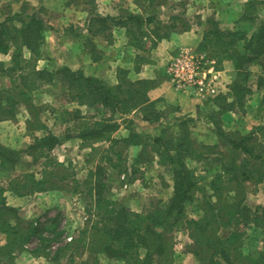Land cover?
Segmentation results:
<instances>
[{"label": "trees", "instance_id": "1", "mask_svg": "<svg viewBox=\"0 0 264 264\" xmlns=\"http://www.w3.org/2000/svg\"><path fill=\"white\" fill-rule=\"evenodd\" d=\"M156 1L136 0L146 8L162 5ZM86 2L90 16L84 44L94 61L101 59L98 37L112 42L113 27H125L130 45L139 50L145 49L144 39L150 36L148 29L155 37L152 42L155 47L178 28L182 31L191 28L184 13L172 15L171 23L162 24L155 14L146 18L126 11L119 18L102 16L96 10L95 0ZM263 4V0H247L233 30L221 28L213 18L207 20L208 29L200 51L215 59L219 67L224 61L230 62L236 71L229 92L207 102L211 107L200 111L197 118L211 125L209 131L216 137L214 144L199 143L194 137L196 118L182 116L163 123L167 119L166 111L149 98L155 82L133 83L129 72L120 70L119 84L112 87L100 78L87 76L83 70L75 71L67 66L39 69V62L46 54L45 20L25 9L0 19V57L11 56L9 62L0 58V77L9 79L13 86L11 90L0 89V123L16 120L22 105L32 109L33 95L40 88L60 81L69 102L97 112L91 116H83L81 110L74 112L84 121L77 135L84 147L99 142L110 143L111 149L120 144L126 148L141 147L134 171H138L137 165L150 163L154 156L168 169L174 182L173 195L166 205L134 212L125 203L111 199L106 193L108 182L95 178L89 183L95 212L88 220V228L80 231L82 238L60 246L64 231L58 216L44 223L27 221L19 209L7 205L6 199L7 192L26 197L64 189L67 178L58 173L64 165L52 156L61 144L60 138L42 126L39 131H45L44 134L32 136L33 142L26 149H12L0 142V173L8 180L0 187V233L7 237L6 244L0 246V257L13 261L17 253L36 242L31 254L56 264L64 259L70 264H102L101 257L124 264H173L176 235L185 231L191 240L189 252L198 264H264V250L257 253L244 250L246 229L255 227L264 231V206L249 205L246 188L247 183H264V124L242 133L227 130L223 119L229 112L247 114L253 76L258 79L257 88L264 89V21L259 19V6ZM254 66L259 67V75L251 70ZM261 107L264 110V99ZM106 113L111 118H105ZM133 113L148 125H158L157 133L147 128L138 130L136 121L128 118ZM117 116L133 125L127 128L130 134L126 138L113 137L121 127L112 120ZM116 155L122 156L119 152ZM106 159L113 163L111 157ZM192 162L204 165L210 178L208 184L199 181L196 169L191 168ZM33 167L40 170H32ZM95 176L100 177V173ZM195 202L198 217L190 218L188 208ZM75 248L87 250L84 260H78L71 252Z\"/></svg>", "mask_w": 264, "mask_h": 264}, {"label": "rangeland", "instance_id": "2", "mask_svg": "<svg viewBox=\"0 0 264 264\" xmlns=\"http://www.w3.org/2000/svg\"><path fill=\"white\" fill-rule=\"evenodd\" d=\"M70 1L80 2L82 0ZM160 2L165 6L164 12L165 14L167 13L165 15L166 17H168L175 8L177 12L186 13L184 17L186 16L192 23H199L204 30L208 29L207 20L209 18H215L220 23L221 28L225 30H233L237 28V22L240 18L239 14L243 12L247 0H204V4L202 3V5L197 3L194 5L192 0L156 1V3ZM37 3H42V1H24L21 8L25 9L27 13L33 14L36 13L34 5ZM145 4L148 6L147 3ZM155 6L151 8H155V10L158 9L159 11V8ZM259 10V19L264 21V4L259 6ZM48 13L49 12H45V14L42 15L38 12L41 16L36 14L40 18L46 20L45 24L47 29L53 26L50 23L54 24V28L59 27L60 25H57L58 19L65 14L62 12H52L50 16ZM7 14L13 13L8 12ZM241 25L246 26L243 23ZM241 25L240 27H242ZM59 29L63 32L61 27ZM70 31L71 33H75L74 29ZM203 53L207 54L206 52ZM207 55L209 56V54ZM0 58L5 62H9L11 56L2 55ZM60 59V64L66 63L63 57ZM225 63H227V61H224L223 64ZM257 80V77L254 76L251 78L250 84L253 92L254 88L256 89L257 87ZM12 88V82L9 79L0 77V89L11 90ZM65 96L66 90L60 81H56L54 85L40 88L33 95L32 109L30 108L29 110V106L22 105L16 118V121H18V117L24 115L31 121V125L27 126L25 142L21 139L18 142L10 140L11 143L21 146L22 149H26L29 145L27 142L30 141V132H37L43 135L45 131H39L42 126H46L53 134L55 132V135L61 140V144L53 151L52 156L58 161H60V159L66 161L63 164L64 166L59 167L58 173L60 177L66 176L67 178L63 186L65 185V189L69 192L68 199L66 201L64 200V203H61L60 206L51 208V210H48L47 207H42L37 208L36 211L31 209V213L29 212L30 210H28L29 213L26 211V214H28L27 216L37 222H44L48 211L52 212V216L59 217L60 228L64 231L60 246L74 242L76 238H82L80 231L88 228V220L95 212V206H93L94 196L92 198V196L89 195V189L92 188V185L89 183L94 182L95 178H101L108 182L109 187L106 193L111 199L125 203L126 206L134 212H143L152 207H162L166 205L173 195L174 188L171 173L165 166L160 164L159 158L157 157L152 156L150 163L137 165L139 169L135 172L133 169L135 164L133 161V152L123 144L114 146V148L111 149L112 145L107 142L91 143V145H87L83 148L87 149V151L83 153L81 147L83 143L76 137L79 132V127L84 121L81 119L79 120L74 112L75 110H81L83 116H91L97 112L85 106L80 107L77 103L69 102ZM261 103L262 99L258 94L249 96L247 106V113L249 114H247V116L244 114L240 117L239 121L235 123L229 120L224 121L226 129L248 133L253 127L264 124V110L261 107ZM169 112L177 114L178 111L176 108H170ZM104 116L105 118H111V115L107 113ZM112 120L121 124L120 129L113 134V137L117 139L124 138L123 135L126 134L127 128L132 124L128 120L124 121L125 118L119 116L112 118ZM16 129L18 128L16 127ZM138 130L142 131L143 129L139 127ZM193 133L199 143L214 144L216 142V137L213 132H210L209 128L203 124L196 123L193 127ZM78 140L81 141L79 144L67 148V144L73 143V141L78 142ZM116 152L122 155L121 158L117 157ZM108 157L113 159L112 164L106 159ZM43 160L42 162H44ZM24 162L21 164L22 166ZM190 165L191 168L196 169L199 181L203 185L208 184L210 178L204 170V165L196 162H192ZM99 167L104 168V170H100L99 172ZM31 169L40 170L39 167H33ZM98 173H100V177L95 176ZM66 182L68 183L66 184ZM246 188L248 204L251 206H264V183L260 185L247 183ZM198 198H202L201 193L198 194ZM197 202L191 204L188 208L190 218L198 217L196 213V209L198 208ZM88 210L91 212L89 213ZM44 216L46 217L43 218ZM246 232L247 235L244 241L245 252L257 253L263 251L264 231H262L261 228L250 227L246 229ZM70 237L74 240L72 239V241H69L68 239ZM35 246L36 242L33 244V247ZM190 246L191 240L187 232L182 231L176 235V253L173 264H198L194 256L189 252ZM86 251L87 250L84 248H81L79 251H77L76 248L71 250V252H74L75 256L77 255L78 260H84L86 258L87 254L84 255ZM23 261L24 260H22V262ZM101 262L102 264H124L121 261L111 260L105 257H101ZM49 264L56 263L50 262ZM61 264L70 263L67 259H64Z\"/></svg>", "mask_w": 264, "mask_h": 264}, {"label": "crops", "instance_id": "3", "mask_svg": "<svg viewBox=\"0 0 264 264\" xmlns=\"http://www.w3.org/2000/svg\"><path fill=\"white\" fill-rule=\"evenodd\" d=\"M24 1L30 0H0V19H3L8 15V12L13 14L20 13ZM41 1L42 3L34 5V10L37 14L39 12L43 15L45 12H49L48 14L51 16L52 12H62L65 15H62L61 18L58 19L59 21L57 22V25H60L59 27L54 28V24L50 23L53 26L49 27L46 31L47 51L45 50L46 54L39 62V69L67 66L75 71L83 70L87 76L100 78L112 87L119 84L120 70L128 71L129 79L133 81V83L138 81L155 82V86L149 91V98L151 101L159 102L158 107L161 110L166 111L167 119L166 121H163V123L182 116L193 117L197 120L200 111H205L208 106L211 107V105H207V102L217 97H205L193 92H180L174 87L168 74L170 62L179 55L181 50L192 49L200 52V45L203 41V36L206 30H204L199 23H192L191 20L187 18L191 25L189 30L182 31L178 28L177 31L172 33L170 38L162 39L155 47L152 44L155 37L148 29L147 33L150 36L145 37L144 39V50H139L130 45L127 29L125 27H113L112 42L106 41L103 37H98L97 44L98 50L101 52V59L94 61L84 44V37L89 34L87 31V25L89 22L90 7L87 2L85 0L80 2H71L70 0ZM192 1L194 2V5L196 3L199 5H202V3L204 4V0ZM143 5L145 6V4ZM95 6L97 12L102 16L119 18L126 11L133 13L134 15H142L146 18L151 14H155L157 16V21L162 22V24L171 23V16L181 13L179 11L177 12L174 8L173 12L166 17L165 15L167 13L165 14L164 12V5L156 6V8H159L158 11V9L155 10V8H146L139 5L136 0H95ZM184 14L186 15V13ZM60 27L64 33L60 31ZM73 29L75 30V33H71L70 30ZM62 57L66 63L60 64V58ZM139 58H144L145 61L141 62ZM211 59L215 61V59ZM215 66L222 75L221 92L219 95L227 94L235 79L236 71L230 62L219 67L217 61H215ZM251 70L257 75L260 74L258 66L252 67ZM253 94H258L262 100L264 99V89H258L256 87V89L254 88ZM170 108H176L178 111L177 114L170 113ZM247 114L245 116H247ZM243 115L244 114L229 112L224 115L223 119L224 121L229 120L235 123L238 122ZM128 118L135 120L140 128H147L153 133H157L158 125H148L144 123L141 120L140 115L133 113ZM197 123L203 124L208 128L211 127V125H209L203 118L197 120ZM27 124L28 117L24 115L18 117V121L1 122L0 142L6 147L21 150V146L11 143L10 140L18 142L21 139L25 142ZM16 127L18 129H16ZM30 134V141L27 142L29 145L33 142L32 136H42V134H38L37 132H30ZM129 134L130 132L127 130L123 137L126 138ZM80 142L81 141L79 140L78 142L73 141V143H69L66 146L69 148ZM81 147L83 153L84 151H87V149H83V145H81ZM130 150L133 152V161L135 162L136 157L142 148L130 147ZM59 162L64 164L66 161L60 159ZM7 182L8 180L6 176L0 173V187L6 185ZM67 183L68 182H66V184ZM65 188L66 187L60 190L36 193L26 197H20L12 192H7V205L19 209L21 216L25 220L34 222L35 220H32V218L27 216L28 214H26V211L28 212V210H30L29 212L31 213V209L36 211L37 208L47 207L48 210H51L53 207L60 206L61 203H64V200L66 201L68 199L69 192ZM46 214L47 217H43H46L44 219L45 221L48 218L54 217L52 216V212L48 211ZM6 241V235L0 233V246H4ZM33 244L35 243L29 244L25 251L17 253L13 261L6 257H0V264H49L50 262L48 259L44 257H36L31 254V251L36 247H33ZM22 260L24 261L22 262Z\"/></svg>", "mask_w": 264, "mask_h": 264}, {"label": "built area", "instance_id": "4", "mask_svg": "<svg viewBox=\"0 0 264 264\" xmlns=\"http://www.w3.org/2000/svg\"><path fill=\"white\" fill-rule=\"evenodd\" d=\"M174 87L180 92L215 97L221 92L222 75L207 54L183 49L168 67ZM72 237L68 240L72 241Z\"/></svg>", "mask_w": 264, "mask_h": 264}]
</instances>
